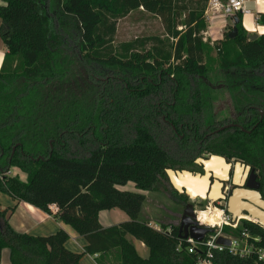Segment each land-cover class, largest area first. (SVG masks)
Listing matches in <instances>:
<instances>
[{"label":"trees","instance_id":"16d2710c","mask_svg":"<svg viewBox=\"0 0 264 264\" xmlns=\"http://www.w3.org/2000/svg\"><path fill=\"white\" fill-rule=\"evenodd\" d=\"M2 1L0 41L6 54L0 69V191L45 212L55 205L56 218L86 240L84 254H99L98 264H195L198 256L188 253L179 226L161 225L157 231L150 222L138 221L144 193L164 187L166 170L174 169L153 135V119L141 120L136 111L128 114L122 111L125 105L109 111L116 107L110 94L123 97L124 83L113 82L92 104H84L70 84L86 61L100 67V76L131 74L139 88L144 77L147 89L136 98L151 99L157 87L146 78L157 84L161 76V86L175 94L176 106L196 112L198 121V111L210 107L212 89L206 81L216 78L239 108L264 110V34L249 40L239 14L237 36L228 34L211 46L202 35L208 0ZM141 9L162 19L169 39L137 38L115 46L119 21ZM258 23L264 26V13ZM94 107L99 111H85ZM236 144L237 153L260 159L264 166V121L255 136L242 134ZM13 168L26 180L10 175ZM129 183L137 191L125 189ZM172 191L179 200H188ZM14 209L0 208V260L8 249L11 264H57V239L15 231L9 224ZM112 209L131 222L103 227L99 214ZM243 230L264 247V229L252 221L242 220L236 231L224 227L223 233L239 236ZM164 234L171 240L161 256ZM129 236L145 244L146 258ZM79 258L69 264H79ZM213 263L264 264L256 256L240 258L228 251L214 252Z\"/></svg>","mask_w":264,"mask_h":264},{"label":"flooded vegetation","instance_id":"af4514ba","mask_svg":"<svg viewBox=\"0 0 264 264\" xmlns=\"http://www.w3.org/2000/svg\"><path fill=\"white\" fill-rule=\"evenodd\" d=\"M99 69L100 67L96 64L82 62L81 75L77 76L76 80L70 84L76 94L84 104L86 102L92 104L95 103L97 97L100 98L104 95L106 87H111L113 82L124 83L127 91L123 97L117 98L116 93L110 94L111 105L116 104V107H111L109 111H121L122 108H118L117 105L120 107L125 105V109L122 111H127L128 114L136 111V114L141 116V120L148 121L150 119L152 121L153 119V135L172 159L174 169L171 170L203 175L205 169L201 161H208L212 156L222 158L228 166L227 179L220 178V176L218 178L221 184L220 199L216 201L202 200L201 203L189 198L187 201L180 200L183 209L182 215L186 209H192L196 222L195 212L197 208L203 207L205 204L217 205L226 210L228 200L236 189L257 192L264 200V166L260 163V159L255 162L252 158L243 156V152L237 153L238 151L235 149L236 140L242 137V134L249 137L255 136L259 124L264 121L263 109L257 106L239 108L236 98L228 92L223 81L213 78L211 82L206 81V84L212 89L207 95L210 107L207 111H198L200 119L196 121L193 117L196 112L181 111L180 107L176 106L175 94L164 91V86H161V76L160 82L157 84L153 83L152 79L146 78L148 83L157 87L156 96L153 93L151 99H140L136 98V93L143 92L148 86L144 77L139 80L142 86L139 88L136 87L139 86L137 80H134L135 77L131 74L124 77L100 76ZM171 78L173 79V76ZM187 98L185 103H189L191 99L190 96ZM85 111L99 110L94 107ZM52 148L53 146H51ZM216 180L213 175L211 178L213 185ZM168 183L170 184L169 180ZM244 203L258 208V204L253 200L246 199ZM189 205L191 208H187Z\"/></svg>","mask_w":264,"mask_h":264},{"label":"rangeland","instance_id":"374dc122","mask_svg":"<svg viewBox=\"0 0 264 264\" xmlns=\"http://www.w3.org/2000/svg\"><path fill=\"white\" fill-rule=\"evenodd\" d=\"M226 19L227 18L222 15L215 17L210 16L209 20L206 21L207 30L206 32H204L207 34H202L205 42L213 46L220 41H223L228 36V34L232 31L233 24H228ZM252 23L253 22L250 21L249 18L245 17L242 19V24L244 25V27L246 26L250 28ZM182 29H184V27L178 28L179 31H182ZM148 37H160L163 40L169 39L166 35L165 26L161 18L151 15L144 10L137 11L129 15L126 19L119 21L117 35L115 38V46H118L121 43L133 41L137 38L143 39ZM151 46L152 43H149L147 49L151 48ZM215 55L216 52H212V57H214ZM10 175L19 176V178L23 181L26 180V175L19 169H11ZM125 189L137 191L132 183H129L125 187ZM172 190L173 189L170 184L168 182H164V187H161L158 191L145 192L144 194L146 195L147 199L144 203L138 221L144 224H146V222H151L154 226H179L178 224L181 220L183 209L180 203L181 201L175 196ZM0 194L6 196V199L8 200L12 199L9 195L4 194L1 191ZM194 201L201 203L202 199H194ZM3 204L5 205L4 209L11 207L7 205V203ZM207 206L208 204H205V206L203 207ZM168 231L169 229L167 230V232ZM160 239V253L161 256H164V254L167 252L168 245L171 239L166 234L162 235Z\"/></svg>","mask_w":264,"mask_h":264},{"label":"crops","instance_id":"0c3cea01","mask_svg":"<svg viewBox=\"0 0 264 264\" xmlns=\"http://www.w3.org/2000/svg\"><path fill=\"white\" fill-rule=\"evenodd\" d=\"M0 5H4L2 0H0ZM142 10L143 9L139 11ZM245 17L249 18L250 21L253 22L251 27H257L254 15L243 16V18ZM226 21L228 24L230 23L229 19H226ZM244 28L248 32L249 28L246 26ZM5 54L6 48L0 41V69L2 68ZM6 198V196L0 194V208L2 210L4 209L5 205L3 203H7L9 206L15 207L9 217V224L15 231L26 233L35 237H55L57 239L59 255L57 264H69L70 259H74L76 257H80L79 264H98L97 260L100 257L99 254L94 256L84 254L86 240L78 235L70 226L64 224L56 218L58 208L55 205L49 207L50 212H45L27 203H19ZM99 222L103 227H109L129 223L131 221L130 218L121 210L112 209L110 211L101 212L99 214ZM150 224L152 223L150 222ZM152 226L154 225L152 224ZM129 239L135 245L139 255L146 258L149 254V250L145 244L132 236H129ZM0 264H11L10 251L8 249L3 250Z\"/></svg>","mask_w":264,"mask_h":264},{"label":"built area","instance_id":"2783aa9c","mask_svg":"<svg viewBox=\"0 0 264 264\" xmlns=\"http://www.w3.org/2000/svg\"><path fill=\"white\" fill-rule=\"evenodd\" d=\"M263 13L264 0H208L204 18L208 21L210 16L222 15L229 19L230 23L234 24V19L239 14L242 16L254 15L257 27L253 28V30L249 29L248 33L250 35L256 34L262 36L264 32L261 30L264 29V26L260 25L258 21L260 15ZM208 209L220 211L221 215L214 223L207 224L203 221L204 219L201 214ZM195 213L198 226H206L211 230L201 242L195 241L192 238L182 240L186 244L189 254H197L198 257L195 264H214V252L216 251H228L231 255L240 258L256 256L259 262L264 263V247L259 245L261 239L253 237L247 230L240 232L239 236L223 233L224 227H229L233 231L238 230L241 221L246 219L238 217L237 220H233L232 216L226 213L223 207L213 205L197 208ZM149 226L157 231H161L160 226H152L150 223ZM220 237L230 240L231 245L229 247L218 245L217 240Z\"/></svg>","mask_w":264,"mask_h":264},{"label":"water","instance_id":"95a60500","mask_svg":"<svg viewBox=\"0 0 264 264\" xmlns=\"http://www.w3.org/2000/svg\"><path fill=\"white\" fill-rule=\"evenodd\" d=\"M238 18L234 19L233 29L229 33V37L231 39L235 38L238 34V29L236 24H238ZM258 38V35L252 34L249 35V40H255ZM204 166L205 173L203 175L191 173L188 171H175L171 169L166 170V175L170 182L172 188L177 191L179 194L186 195L190 200L194 199H202L207 200L210 199L212 201H216L220 199V187L221 184L218 181L220 178L227 179V171L228 166L225 164V161L217 156H212L208 161H201ZM214 163H218L221 165V170L219 172L213 169L212 165ZM217 179L214 182V185L211 181L212 176ZM192 180V182L200 183L203 185L202 189L197 193L198 196L193 198L192 195L188 192V189L185 186H181L178 181L184 179ZM217 189L218 197L213 198L212 194L214 189ZM254 198V202L258 204V208L252 207L244 201L247 199ZM187 208H191V205L187 206ZM226 213L232 216L233 220H237L239 214H244L253 219L252 222L258 224L260 227L264 229V200L261 198L260 194L257 192L246 191L242 189L234 190L232 196L228 200V207L226 209ZM193 210L186 209L182 215V219L179 224V238L181 240H186L188 238H192L195 241L201 242L205 238V236L211 231L210 228L206 226H198V224L194 221ZM249 220V219H246ZM251 221V220H249ZM218 245H223L229 247L231 245L230 240L220 237L217 240Z\"/></svg>","mask_w":264,"mask_h":264},{"label":"bare ground","instance_id":"6f19581e","mask_svg":"<svg viewBox=\"0 0 264 264\" xmlns=\"http://www.w3.org/2000/svg\"><path fill=\"white\" fill-rule=\"evenodd\" d=\"M250 30H253V27L249 28ZM213 169H215V171L219 172L221 170V165L218 163H214L212 165ZM238 182V181H237ZM178 183L181 186H185L188 189V192L192 195L193 198H196L198 196V192L202 189L203 185L200 183H195L192 182V180H188V179H184V180H179ZM217 189L215 188L212 194L213 198H217L218 193H217ZM252 200H254L253 197H251ZM202 218L204 219L203 221L205 223H214L215 221H217L219 219L220 211H214L211 209H208L206 211H204L202 214ZM239 218H244V219H249L251 221H253L252 218L245 216L244 214H239L238 215Z\"/></svg>","mask_w":264,"mask_h":264},{"label":"clouds","instance_id":"9594fccd","mask_svg":"<svg viewBox=\"0 0 264 264\" xmlns=\"http://www.w3.org/2000/svg\"><path fill=\"white\" fill-rule=\"evenodd\" d=\"M261 31L264 32V29H262Z\"/></svg>","mask_w":264,"mask_h":264}]
</instances>
